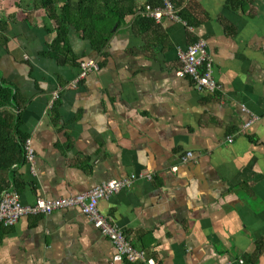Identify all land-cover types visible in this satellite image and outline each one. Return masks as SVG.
I'll list each match as a JSON object with an SVG mask.
<instances>
[{"label":"crops","instance_id":"obj_1","mask_svg":"<svg viewBox=\"0 0 264 264\" xmlns=\"http://www.w3.org/2000/svg\"><path fill=\"white\" fill-rule=\"evenodd\" d=\"M31 1H0V77L34 152L0 172L20 202L144 171L152 178L98 208L156 264H264V0H171L192 29L139 13L160 0H108L103 13H126L99 49L74 26L54 48V24ZM197 40L218 92L175 73ZM88 58L97 69L64 87ZM186 151L194 157L180 162ZM112 255L77 206L0 226V264H146Z\"/></svg>","mask_w":264,"mask_h":264},{"label":"built area","instance_id":"obj_2","mask_svg":"<svg viewBox=\"0 0 264 264\" xmlns=\"http://www.w3.org/2000/svg\"><path fill=\"white\" fill-rule=\"evenodd\" d=\"M139 13L145 17H152L155 20L167 16L174 20L182 21V23L192 29L190 25L183 20L175 5L171 0H160L159 5H151L146 3ZM180 66L176 69L177 76H187L194 84L201 89L210 93H215L220 90V85L215 81L212 75L211 57L207 52L205 42L197 40L191 43L186 50L179 52ZM79 71L77 75L64 87H75L81 79H83L90 71L97 69L98 64L93 58H88L79 61ZM59 96V89L53 92L52 99L55 100ZM243 110H246L242 107ZM261 116L264 117V109ZM259 116L251 114L244 126H249ZM231 141V136L226 137ZM194 157L192 151H186L180 156V162H187ZM34 159V152L28 140L24 142V160L32 163ZM173 171L177 170V166L172 167ZM138 178L151 179L152 174L147 172L131 173L123 178H112L110 180L101 182L92 189L77 193L75 195H68L57 197L54 199H44L42 197L36 198L32 204H22L19 200L16 189L10 185L0 193V226L8 227L17 222L22 216H32L39 214H49L56 209L77 206L80 208L92 224L106 236L113 247L112 260L118 262H145L146 264H156L153 258L147 257L145 251L137 248L127 238L125 232L116 225V223L109 217L102 214L98 208L100 199L108 197L116 191L130 187ZM239 263H243L239 259Z\"/></svg>","mask_w":264,"mask_h":264},{"label":"trees","instance_id":"obj_3","mask_svg":"<svg viewBox=\"0 0 264 264\" xmlns=\"http://www.w3.org/2000/svg\"><path fill=\"white\" fill-rule=\"evenodd\" d=\"M1 1V0H0ZM33 7L42 8L46 18L53 22L56 37L53 47L65 43L70 26L80 29L96 49L102 47L111 34L114 24H120L125 11L109 8L110 14L102 12V4L108 0H32ZM62 3V4H60ZM57 4L60 11L57 12ZM11 87L0 77V172H7L13 163L24 161L25 136L18 128V115L8 108L16 106ZM0 192L7 187V177H0Z\"/></svg>","mask_w":264,"mask_h":264}]
</instances>
